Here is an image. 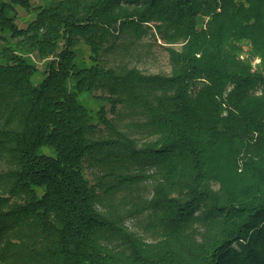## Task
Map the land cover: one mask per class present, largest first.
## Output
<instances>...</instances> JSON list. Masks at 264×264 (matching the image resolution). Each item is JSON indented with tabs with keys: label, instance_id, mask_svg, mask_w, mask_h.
I'll use <instances>...</instances> for the list:
<instances>
[{
	"label": "trees",
	"instance_id": "1",
	"mask_svg": "<svg viewBox=\"0 0 264 264\" xmlns=\"http://www.w3.org/2000/svg\"><path fill=\"white\" fill-rule=\"evenodd\" d=\"M0 264H264V0H0Z\"/></svg>",
	"mask_w": 264,
	"mask_h": 264
},
{
	"label": "rangeland",
	"instance_id": "2",
	"mask_svg": "<svg viewBox=\"0 0 264 264\" xmlns=\"http://www.w3.org/2000/svg\"><path fill=\"white\" fill-rule=\"evenodd\" d=\"M19 14L22 16L23 20H18L20 26H25L27 21L31 19V15L23 10L19 9ZM146 45L150 42L152 45V51L149 54H146L143 48V53L141 55H136L131 60L136 63L144 72L147 73H170L171 71V64L169 62V55L168 51L164 48V43L161 40H158V43H155V41L150 37H145L143 40ZM177 47H180V44L177 45ZM249 46H244V49L247 50ZM245 55V53H244ZM243 57V55H242ZM261 62V58L259 56H256V58L252 61V65L255 69L256 65H258ZM41 66V64L39 65ZM260 91V90H258ZM143 185V191L148 194L149 190V184L148 182H144ZM147 185V186H146ZM136 229H140V226L136 223L133 224Z\"/></svg>",
	"mask_w": 264,
	"mask_h": 264
}]
</instances>
